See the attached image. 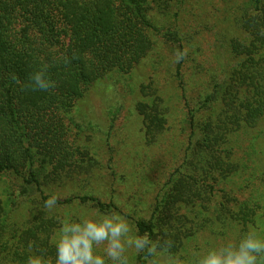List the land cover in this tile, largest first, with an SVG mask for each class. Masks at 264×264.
<instances>
[{"label": "trees", "instance_id": "trees-1", "mask_svg": "<svg viewBox=\"0 0 264 264\" xmlns=\"http://www.w3.org/2000/svg\"><path fill=\"white\" fill-rule=\"evenodd\" d=\"M168 2L0 0V175L10 174L43 192L33 168L35 155H41L54 169H65L74 155L66 141L68 114L97 80L114 71L130 73L150 53L154 45L151 12L157 7L164 9ZM254 5L257 18L251 27L256 40L262 41L264 0H254ZM248 56L251 59L230 77L216 78L214 89L205 95L198 110H189L192 131L186 157L195 171L189 169L187 177L180 166L164 185L152 217L135 219L140 235L157 242V249L175 252L183 237L178 224L189 223L193 213L216 215L223 228L264 220L263 205L234 210L222 201L215 204L217 189L239 172L227 155L232 146L228 150L226 144H231L234 134L255 127L264 118V57L256 60L251 53ZM37 72H43L53 86L47 90L34 87L32 77ZM137 109L152 141L162 138L165 112L146 102H140ZM73 177L65 174L63 179ZM77 198L102 210L108 207L96 196ZM4 201L0 196V264H26L33 254L54 262L55 254L47 251L50 246L47 248L39 235L52 232L49 221L45 223L34 214L29 225L20 224L18 202L17 209L9 210ZM181 203L190 206L186 214L176 209ZM165 241H171L172 246L168 248ZM149 257L143 252L140 264H148Z\"/></svg>", "mask_w": 264, "mask_h": 264}, {"label": "rangeland", "instance_id": "rangeland-1", "mask_svg": "<svg viewBox=\"0 0 264 264\" xmlns=\"http://www.w3.org/2000/svg\"><path fill=\"white\" fill-rule=\"evenodd\" d=\"M254 6V0H169L164 9L157 7L151 12L154 45L150 53L130 73L114 71L97 80L68 114L66 141L74 155L65 169H54L35 155L33 168L43 192L10 174L0 175V196L9 210L17 209L18 202L19 217H15L20 224L29 225L34 214L49 221L50 236L39 234L50 246L47 251L55 254V238L65 221L81 223L115 214L129 224L131 237L141 236L135 219L152 217L164 185L180 166L187 177L189 169L195 171L186 157L192 131L189 110H198L216 78L230 77L249 60L248 54L256 60L264 57V39L256 40L251 27L257 18ZM140 102L156 104L165 112L166 130L156 142L144 130L137 109ZM231 146L227 155L239 172L224 189H217L215 204L222 201L234 210L264 206V118L255 127L234 134L231 144H226L228 150ZM65 174L75 178L63 179ZM83 195L96 196L108 207L102 210L93 202H82L77 197ZM52 196L56 204L48 209L45 201ZM176 209L186 214L190 206L181 203ZM190 219L178 224L183 237L177 250L158 248L148 264H173L176 258L183 264H196L203 251L237 243L249 231L264 237L263 218L226 228L207 212L193 213ZM142 253L129 249L130 264H140Z\"/></svg>", "mask_w": 264, "mask_h": 264}, {"label": "clouds", "instance_id": "clouds-1", "mask_svg": "<svg viewBox=\"0 0 264 264\" xmlns=\"http://www.w3.org/2000/svg\"><path fill=\"white\" fill-rule=\"evenodd\" d=\"M34 87L47 90L53 83L43 72L32 77ZM56 197L45 201V207L52 209ZM130 226L118 215L98 216L84 219L81 223L62 222L55 238V260L43 255H29L26 264H130L128 250L136 253L156 254L158 243L146 235L131 237ZM168 248L171 241L164 242ZM104 244L102 251L99 245ZM31 248V244L29 245ZM173 264H183L179 258ZM196 264H264V237L254 231L245 233L237 243L228 242L200 253Z\"/></svg>", "mask_w": 264, "mask_h": 264}]
</instances>
